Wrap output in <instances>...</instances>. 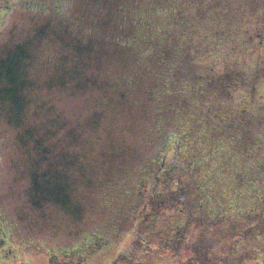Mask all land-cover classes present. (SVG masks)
Listing matches in <instances>:
<instances>
[{
	"label": "rangeland",
	"instance_id": "obj_1",
	"mask_svg": "<svg viewBox=\"0 0 264 264\" xmlns=\"http://www.w3.org/2000/svg\"><path fill=\"white\" fill-rule=\"evenodd\" d=\"M9 1L0 264H264V0ZM174 140L193 172L152 196Z\"/></svg>",
	"mask_w": 264,
	"mask_h": 264
},
{
	"label": "flooded vegetation",
	"instance_id": "obj_2",
	"mask_svg": "<svg viewBox=\"0 0 264 264\" xmlns=\"http://www.w3.org/2000/svg\"><path fill=\"white\" fill-rule=\"evenodd\" d=\"M3 1V0H2ZM7 2L10 3L9 0H5ZM4 1V2H5ZM10 8V6H9ZM175 143H177L176 140L173 141L171 147H172V150L170 152L169 155H167V160H166V165H165V168L166 170L168 171L167 173H171L170 176H172L171 179H173V176H175L177 173H185V172H193V165L189 166L183 162H181L180 158H179V154H180V149H178L175 145ZM176 149V153L177 155H173V152L174 150ZM157 173H159L158 171V165H157ZM170 170V172H169ZM155 176V175H154ZM175 178H179L178 177H175ZM155 184L152 183L151 185V192H150V195L152 194V196H157L158 193V189L159 188H155ZM162 190H164V188H162ZM163 197V196H162ZM162 199V198H161ZM200 199H204V193H200V197H199V201ZM198 205V204H197ZM205 205V202H199V206H204ZM198 206V207H199ZM201 213H202V209L203 208H198ZM192 218V217H190ZM218 220L217 221H214V222H220L223 219V217H218L217 218ZM179 229H178V232L176 234H174L176 236V242L178 244V248L181 249L182 247H184L187 243H188V239H187V233H188V221L184 224H180L178 225ZM172 240V241H174ZM86 246L85 247H77L75 250H67L65 249L64 252L60 255V256H57V255H54L53 254V257H49L47 258V264H92V259H93V256L96 255L97 253H99L101 250H103L105 247H107L109 245V242H97V243H94V244H90V243H85ZM80 248V249H79ZM160 250H164V248H159ZM179 252H181L179 250ZM5 255L7 258H11V257H14V254H13V250H5ZM121 258L125 261L126 260V257H122ZM56 259V260H55ZM20 264H29V263H24V262H21ZM255 264H258V263H255Z\"/></svg>",
	"mask_w": 264,
	"mask_h": 264
},
{
	"label": "trees",
	"instance_id": "obj_3",
	"mask_svg": "<svg viewBox=\"0 0 264 264\" xmlns=\"http://www.w3.org/2000/svg\"><path fill=\"white\" fill-rule=\"evenodd\" d=\"M1 1V0H0ZM2 3H3V5H4V7L1 9L2 11L0 12V15H2L3 13H7L9 10H10V8H9V6H11V4L10 3H5L4 2V0L2 1ZM5 3V4H4ZM18 53H19V51H18ZM11 61H12V67H11V69H9V72H8V74L6 73V76H7V78L8 79H10V81H12L14 84H15V81L17 80V76H16V74H13V66H14V64H15V62L17 61V58L15 57V58H12L11 59ZM15 86V85H14ZM15 90V89H14ZM14 90L13 91H11V94H12V97L14 96V94H16V92H14ZM4 92H9V91H7V90H4L3 92H1L0 93V97H2V98H4V97H6L5 95H3V93ZM165 165H166V163H164V162H161L160 161V163L158 164V171H159V173L161 172L162 173V179H160V181L159 182H155V178H154V181H153V183L156 185L155 186V188H159V189H162V188H164V191L165 190H169V189H171V187H172V182L174 181L173 179H174V177H173V179H171L172 178V176H168V171L166 170V168H165ZM169 172H170V170H169ZM170 174V173H169ZM181 191V190H180ZM184 192H185V190L183 191V195H184ZM165 200L163 199V202H164ZM205 202V205L204 206H206V200H205V198L204 199H200V201L199 202ZM160 205V204H159ZM192 207H194V205H191ZM199 203H198V205H197V207L196 208H201V206H199ZM191 207V208H192ZM195 208V207H194ZM195 208V209H196ZM202 208H203V206H202ZM181 210V209H180ZM182 211V213H179V211L178 212H176L177 214L179 213V215H182L183 216V218H185L183 221H181V223L182 224H184V223H186L187 221L189 222V215L187 216V213H184V212H186V210H184V209H182L181 210ZM180 223V224H181ZM179 224V225H180ZM197 260V259H196ZM195 264H199L198 263V260H197V263L195 262Z\"/></svg>",
	"mask_w": 264,
	"mask_h": 264
}]
</instances>
